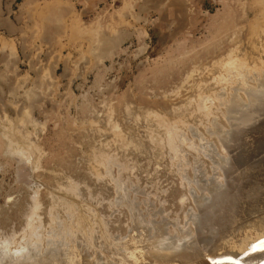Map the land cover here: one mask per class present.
Instances as JSON below:
<instances>
[{
	"label": "rangeland",
	"instance_id": "1",
	"mask_svg": "<svg viewBox=\"0 0 264 264\" xmlns=\"http://www.w3.org/2000/svg\"><path fill=\"white\" fill-rule=\"evenodd\" d=\"M229 53L242 102L264 0H0V247L69 243L104 264L102 244L138 239L137 222L193 240L198 186H222L232 155L211 134L232 122L217 101Z\"/></svg>",
	"mask_w": 264,
	"mask_h": 264
},
{
	"label": "bare ground",
	"instance_id": "2",
	"mask_svg": "<svg viewBox=\"0 0 264 264\" xmlns=\"http://www.w3.org/2000/svg\"><path fill=\"white\" fill-rule=\"evenodd\" d=\"M222 67L221 82L227 83L230 77L247 79L244 71L247 67L243 69L242 63L231 53ZM257 70L261 72L259 75L256 72L253 86L240 81L247 100L241 102V98L232 95L231 90L235 89L230 84L232 79L229 97L224 99L221 94L217 98L224 107L223 114L232 122L224 127L229 129L227 132L215 121L211 122V134L231 150L232 155L228 162L218 161V167L227 178L222 186L204 183L198 186L207 192L208 198L193 199L200 213L196 220V237L184 246L165 241L158 234L162 228L157 226L156 233L146 238L144 227L137 222L133 228L142 227L144 233H140L138 239L127 236V243L102 244L104 264H210L208 260L215 261L213 264H264V64ZM68 245L61 249L55 244L40 256L29 241L17 243L11 252L0 247V264H98L89 260L87 263L83 258L78 261L80 256L77 255L78 260H73L74 252ZM132 257H135L133 261Z\"/></svg>",
	"mask_w": 264,
	"mask_h": 264
}]
</instances>
